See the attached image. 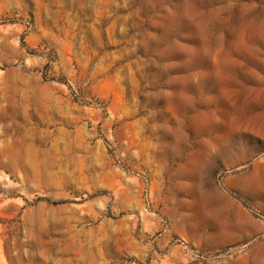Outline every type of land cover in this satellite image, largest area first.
Instances as JSON below:
<instances>
[{
  "label": "rangeland",
  "instance_id": "obj_1",
  "mask_svg": "<svg viewBox=\"0 0 264 264\" xmlns=\"http://www.w3.org/2000/svg\"><path fill=\"white\" fill-rule=\"evenodd\" d=\"M0 264H264V0H0Z\"/></svg>",
  "mask_w": 264,
  "mask_h": 264
}]
</instances>
